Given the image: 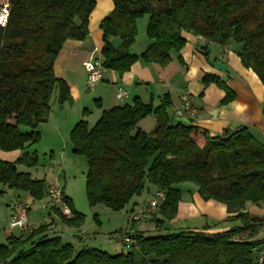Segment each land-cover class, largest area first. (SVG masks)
Returning a JSON list of instances; mask_svg holds the SVG:
<instances>
[{
	"label": "trees",
	"instance_id": "trees-1",
	"mask_svg": "<svg viewBox=\"0 0 264 264\" xmlns=\"http://www.w3.org/2000/svg\"><path fill=\"white\" fill-rule=\"evenodd\" d=\"M5 1L7 17L0 26V151L12 152L40 141L37 127L47 120L55 89L58 106L70 101L68 86L55 77L53 65L66 40L84 41L88 36L96 0ZM111 2L112 11L99 25L104 69L122 76L137 61L165 67L170 54L185 46L183 33H187L220 46L240 45L242 67L251 70L264 88V0ZM145 16L149 44L135 55L130 48L138 34L137 22ZM111 39L119 45L115 47ZM202 84L223 90L222 103L233 98L217 77L206 76ZM169 105L167 96L157 107L134 99L131 105L102 110L92 127L77 122L69 133L72 154L86 160L88 205L121 212L146 185L153 186L163 193V200L153 213L143 216L148 215L158 235L119 230L120 238L128 237L129 244H124L128 251L111 255L76 249L48 235L49 225H40L24 239L7 237L0 245V264H264L257 262L260 243L253 241L264 229V216L246 211L247 205L264 209V145L246 128L211 136L192 125L172 124ZM149 116L155 126L147 134L137 125ZM24 128L29 131L23 132ZM38 164L35 153H24L13 164L0 160V196L8 189L26 193L34 201L43 199L45 181L16 169ZM185 183L194 186L203 201L223 204L228 217L197 229L170 231L168 223L181 201L173 186ZM64 201L71 218L53 209L58 222L67 229L81 228L84 215L65 196Z\"/></svg>",
	"mask_w": 264,
	"mask_h": 264
},
{
	"label": "crops",
	"instance_id": "crops-1",
	"mask_svg": "<svg viewBox=\"0 0 264 264\" xmlns=\"http://www.w3.org/2000/svg\"><path fill=\"white\" fill-rule=\"evenodd\" d=\"M112 9L113 5L111 0H96L95 7L89 16V34L86 39L84 41L66 40L64 42L54 62L53 72L57 79L64 81L68 86L70 101L61 107H57L56 105L54 108L56 93L53 102L50 103V112L46 122L37 127L40 141L34 145L41 144L45 141L51 149L58 147L65 151L72 127L79 119L85 118L86 116L88 118V113L83 114V112H80L79 105L82 101L88 98L90 99L91 95L94 97V106L96 107L95 121L100 117L102 110L116 106L131 105L134 99L140 100L143 104H151L153 107H157L160 105L161 99L167 96L170 100L167 113L172 124L192 125L206 130L211 136H218L224 131L246 128L254 139L264 145V115L262 113L264 88L251 70L242 67L238 58L241 46L238 44L220 46L208 43L200 37L183 33V37L186 40L185 46L178 53L172 52L170 54L171 62L167 66L160 67L154 63L145 64L137 61L122 76H118L115 71L104 69L100 83L93 89H88L83 63L91 57L99 58V51L102 46V34L99 25L102 19ZM146 24L147 22L144 23L143 32H141L143 39H140L138 42L137 34L135 43L130 48L132 54H141L149 44L145 36ZM111 43L115 47L119 45L117 39H111ZM216 63L224 65L225 69H216ZM206 76L217 77L233 93L232 100L227 103H222L226 96L225 92L215 84L204 86L202 80ZM87 89L89 90V94L87 93ZM118 89L125 92V97L121 100L116 98ZM183 94L188 96L191 105L196 110L194 117H179L176 114V111L181 106L180 96ZM83 111L88 112L85 109ZM154 126L155 119L153 116H149L141 120L137 128L149 134L154 129ZM24 153L31 154L30 147L23 151H0V160L13 164ZM34 153L37 155L36 152ZM50 153V159L56 157L55 149L54 151L51 150ZM22 167L16 166V169L19 170ZM28 174L34 180H44L47 187L53 182L55 177L60 178L61 175L59 170L53 168L47 171L46 176L48 175L49 177L47 181L45 174L43 179L33 178L30 172ZM173 187L181 193V201L178 204L177 215L173 220L177 218L193 219L199 215H206L211 216L215 221H223L228 217L223 204L212 200L203 201L194 186L185 183ZM145 188L140 196L134 197L129 205L125 207L124 210H126L128 216L127 226L121 230H151L150 228L144 230L141 227L143 223H150L148 215H141L137 221L130 220L131 216L136 214L139 208L147 206L156 190V188L150 185H146ZM62 190L63 195L71 201L74 210L77 211L73 205V200L67 197L64 187ZM144 192L148 195L147 198L143 196ZM18 198L30 206L26 229L28 227L35 229L40 225H49L47 233L53 237L58 235V231H63L64 227L58 222L56 215L53 213V209H42V207L33 205V203H40L46 200V195L40 201L32 200L26 193L20 195ZM10 202L11 200L6 202L7 209L9 210L8 220L11 218ZM41 209L47 210V217H40L42 220H36V216L37 218L39 216L37 213ZM246 211L256 216H264V209L253 205H247ZM40 221L44 222L42 223ZM199 227L188 226L187 229H197ZM25 228L19 230L17 235L13 234V236L20 237V233ZM80 229H68L70 230L69 237L79 247H83L84 238L81 235ZM7 237H9L8 233H3L2 239L5 242L2 245L6 244ZM253 241L259 242V247H264V229Z\"/></svg>",
	"mask_w": 264,
	"mask_h": 264
},
{
	"label": "rangeland",
	"instance_id": "rangeland-1",
	"mask_svg": "<svg viewBox=\"0 0 264 264\" xmlns=\"http://www.w3.org/2000/svg\"><path fill=\"white\" fill-rule=\"evenodd\" d=\"M5 2H6L5 0L1 1V3H5ZM145 22H147V16L143 17L142 19H139L137 22L138 42L140 41V39H143L141 32H143V26ZM88 89H87V93L89 94ZM56 93L57 90L55 89L51 96V102H53ZM56 105L57 103L55 102V105H53V107L55 108ZM79 108H80V112H83V110L85 109L88 111L87 113L89 114L88 118L86 116L85 118L79 119V121L81 120L86 121L88 122L87 123L88 126L92 127L95 124L93 122L96 120L95 117L96 107L94 106V97L91 95L90 99L88 98L85 101H82L79 105ZM22 131L28 132L29 130L24 128L22 129ZM54 149H55L56 157L50 159L49 157V155L51 154L50 152L51 150L54 151ZM54 149L48 147L47 142L45 141L41 144L30 146V151L32 153L36 152L38 155L39 158L38 166L34 168L22 167L19 168V170L17 171L27 174L28 172H30L33 178L43 179L44 174L46 176L47 171L50 170L51 168L59 170L61 173L60 178L55 177L54 180H57L61 183V185L65 189L67 197L73 200V205L76 208V210L79 213L83 214L85 217L84 225L80 229L81 235L84 238L83 248L96 249L111 255L119 254L121 252L126 253L128 249L125 247L124 244H122L120 240V235L118 234L119 230L127 226L128 216L126 214V210H124L123 212H112L108 208L101 205L90 207L87 203V199L85 196V180L87 173V165L85 158L82 156H77L72 154L70 141L67 142V147L65 151H63L62 148L59 149L58 147H55ZM48 179L49 177L47 175L46 181ZM184 193L186 195L185 191ZM24 194L25 193L23 192L7 189L5 193L2 196H0V245H2L5 242L4 239H2L3 233L5 234L8 233L9 210L7 209L8 206L6 205V202H9L10 200H11L10 203L15 202V200H17L18 202H20L21 200L22 202V199H19L18 197ZM143 196L147 198L148 195L145 194L144 192ZM46 202H47V198L46 200L41 201L40 203H33V205L41 208V206ZM49 209L51 210L50 207ZM46 211L47 210L41 209V211L37 213L39 216L38 218L36 216V220L38 219L42 220L40 217L46 218L47 217ZM40 222L43 223L44 221H40ZM212 222H217V221L212 219L211 216L199 215L193 219L177 218L172 222L170 221L168 223V227L172 232L185 231L188 228V226H201V224H210ZM141 225H142L141 227L144 230H148V228L151 229L150 231H145V235L147 236L158 235L159 231H155L156 227L153 223L146 222ZM32 230L33 228H29V227L27 229L25 228V230H23L20 233L21 235L20 234L19 235L21 238L24 239ZM18 232L19 230L15 229L11 233L17 235ZM69 233L70 230L64 228L62 232L58 231L57 236L62 238L63 242L70 243L76 249H79L80 248L79 245L76 242H74L71 239V237H69Z\"/></svg>",
	"mask_w": 264,
	"mask_h": 264
},
{
	"label": "built area",
	"instance_id": "built-area-1",
	"mask_svg": "<svg viewBox=\"0 0 264 264\" xmlns=\"http://www.w3.org/2000/svg\"><path fill=\"white\" fill-rule=\"evenodd\" d=\"M2 6L0 12V26H4L7 17V3H1ZM83 69L86 74V84L89 89H93L100 81L102 80L103 70L101 60L97 57H91L89 60L83 63ZM125 97V92L121 89H118L116 98L121 100ZM181 106L176 111V114L179 117H194L196 115V110L191 105L189 98L186 94L180 96ZM63 186L57 180H54L51 184L47 187L46 198L47 202L43 204L41 207L42 209H58L61 215L65 216L67 219L71 218V212L68 206L64 201L63 195ZM163 200V193L161 191L155 192L153 197L148 202L147 206L143 208H139L136 211V214L131 216L130 220L137 221L141 215L147 213H153L156 209L158 202ZM10 210H11V218L9 220L8 225V235H13L11 233L13 230L18 229L22 230L26 227L28 212L30 210V206L24 202H12L10 203ZM49 206V207H48ZM264 227V226H263ZM126 233H128L126 231ZM122 244L126 246L129 244V240L127 235H124L120 238ZM257 262L263 263L264 262V247H260L257 250Z\"/></svg>",
	"mask_w": 264,
	"mask_h": 264
},
{
	"label": "water",
	"instance_id": "water-1",
	"mask_svg": "<svg viewBox=\"0 0 264 264\" xmlns=\"http://www.w3.org/2000/svg\"><path fill=\"white\" fill-rule=\"evenodd\" d=\"M215 67H216V69H219V70H223V69H225V66L222 65V64H220V63H216V64H215Z\"/></svg>",
	"mask_w": 264,
	"mask_h": 264
}]
</instances>
